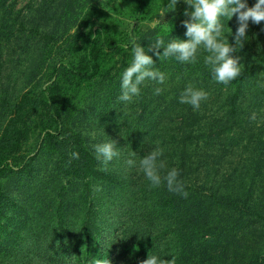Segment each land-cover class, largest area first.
I'll use <instances>...</instances> for the list:
<instances>
[{"label": "trees", "instance_id": "16d2710c", "mask_svg": "<svg viewBox=\"0 0 264 264\" xmlns=\"http://www.w3.org/2000/svg\"><path fill=\"white\" fill-rule=\"evenodd\" d=\"M82 2L28 0L22 6L21 0H0V264H142L153 254L166 264H264V183L260 185L264 181V88L257 86L264 74V21L250 22L248 39L237 53L242 57V74L227 86L213 79L203 56L196 64H185L160 61L149 53L167 79L163 85L145 81L142 95L118 116L119 131L125 134L121 142L129 145L130 155L114 159L117 166L107 165V171H102L92 146L103 140V134L93 140L84 126L75 125L74 100L83 88L85 93L95 89L89 104L96 111L103 109L99 117H108L109 107L113 115L122 102L101 91L120 87L121 74L131 60L130 37L145 47L155 35L166 42L186 39L184 21L190 17L184 14L188 8L184 0L174 10L168 7L169 0H126L115 17L133 20L129 33L119 30L113 16L86 29L73 31L68 21L61 27L65 18L78 11L75 3L83 6ZM254 3L249 0V6ZM154 21L158 24L153 29L149 23ZM225 23L235 32V17ZM51 39L56 44L70 39L71 45L64 51L67 59L52 67L47 85L38 89V59L44 64L50 61ZM28 56L37 59L22 64ZM189 85L208 92L199 110L180 103ZM156 87L162 88L159 95L154 93ZM253 112L256 121L250 120ZM86 121L90 123V118ZM39 132L45 134L42 154L57 157L80 189L78 199L66 193L57 205L51 200L54 208L45 210L46 222L53 218L48 227L39 220L28 224L35 206L9 188L14 177L32 179L31 183L36 178L27 176L35 158L24 151ZM156 147L164 150L165 171H180L187 198L169 192L163 184L151 188L138 167L125 164L132 152V159L139 161ZM242 149L252 155L231 162ZM71 152H78L79 159L69 163ZM51 182L56 179L45 180L46 189ZM97 185L107 193L104 202L120 201L121 212L100 203ZM9 218L28 224L27 237L20 228L9 231L3 224ZM74 227L75 246L64 245L66 229ZM106 230L118 233L114 241L104 244L101 237ZM29 236L32 240L25 247L22 238ZM43 249L46 254L41 259Z\"/></svg>", "mask_w": 264, "mask_h": 264}, {"label": "clouds", "instance_id": "9594fccd", "mask_svg": "<svg viewBox=\"0 0 264 264\" xmlns=\"http://www.w3.org/2000/svg\"><path fill=\"white\" fill-rule=\"evenodd\" d=\"M178 2L179 0H169L168 7L174 10ZM184 3L188 5L184 14L190 17L184 21L186 39L175 37L166 42L163 36L155 35L145 47L137 42L135 36L130 37L131 60L120 77L119 100L122 103H132L134 98H139L145 81L158 85L165 83L166 73L156 67L153 55L149 53H153L160 61L175 59L185 64H196L203 56V63L210 70L213 79L225 86L241 76L242 57L237 53L243 49L248 39L250 22L258 25L264 21V0H255L253 6H249V0H184ZM116 6L119 7V0ZM161 15L164 16V13ZM233 17L238 25L235 32L229 27V23H225ZM151 27L154 29L155 25ZM257 86L264 88V74H261ZM161 92L162 88H154L155 94L159 95ZM207 99L206 90L189 85L181 94L180 103L199 110L202 102ZM250 120H257L255 112L251 114ZM92 148L96 160L103 166L102 171H107V165L121 155L118 142L114 139L95 143ZM163 156L164 150L156 147L139 161L128 159L127 165L130 168L138 167L151 188H159L163 184L169 192L187 198L189 193L180 179V171L177 168L165 171L167 166ZM72 159H79V153L71 152L69 163ZM142 264H166V261L153 254L142 261Z\"/></svg>", "mask_w": 264, "mask_h": 264}, {"label": "rangeland", "instance_id": "374dc122", "mask_svg": "<svg viewBox=\"0 0 264 264\" xmlns=\"http://www.w3.org/2000/svg\"><path fill=\"white\" fill-rule=\"evenodd\" d=\"M28 0H21L20 5L24 6ZM83 6L80 3H75V8L79 7L78 11L74 14L72 17H67L65 18L60 24L62 27L66 21L69 22L70 28H72L73 31L77 29H86L92 26H97L98 24H103L105 22H108L111 20L110 16H113L114 20L113 23L116 25L118 24L119 30H125L129 33L130 29V24H132V19H129L128 17L121 18V19H116L115 14L117 13L116 10H118L123 3V6H126V0H119V7H117V0H83ZM19 5V6H20ZM150 26L152 25H157L158 23L156 21L150 22ZM72 31V32H73ZM65 36V35H64ZM68 38V35L65 36L64 39ZM63 39V40H64ZM63 40H59L56 44L54 39H51V45H50V50H49V59L50 61L46 64H44L40 59H38V67L41 71L38 70V75L35 80V86L41 89L40 86L45 87L47 85L48 80L50 79V73L52 72V67L55 64H59L62 61H65L67 58L64 54V51L70 47L71 41L70 39L66 40L63 43ZM34 54V53H33ZM37 56V53H36ZM25 58V57H23ZM22 58V59H23ZM36 57H31L28 56L22 61L24 63H30L32 64ZM7 59V58H6ZM26 60V61H25ZM110 60V59H109ZM110 62L114 65L115 61L110 60ZM6 67V65H5ZM7 68V67H6ZM49 69V70H48ZM23 70H26L25 68ZM20 76L22 74H19ZM95 88V87H92ZM115 89V92H111ZM85 88L82 89V92L80 95L77 97L74 102L76 104L73 105V110H72V116L74 118H71L73 121H75L76 126H84L88 134H90L93 137V140H96V137L99 136V132L103 134V140L104 136L106 135V140L114 139L117 142H121V139L125 137V134L122 131H119L121 129L120 125V120H119V115L127 108L129 103H121L122 105H118L117 108H114V114L111 115V109L112 107H109V109L106 111L108 113L105 116L99 117L103 109L101 108L99 111L94 110L93 106L89 104V97L95 92V89H91L90 92L85 93ZM101 92L105 94H109L110 96L114 95L119 99L121 88L120 87H114L110 89H103ZM92 97V96H91ZM134 101V100H133ZM122 108V110H121ZM111 115V116H110ZM90 118V123L86 121V118ZM108 135H110L108 137ZM45 134L43 133H36L35 136L32 138V140L26 145L25 147V154H27L28 157H33L35 158V162L33 163V166L29 169V175L33 178L34 181L31 183L30 181L26 182L25 179L21 181H17L14 177L11 180V185L9 188H12L14 193L19 194L21 192L22 196L26 197V201L30 203L31 205L35 206L36 213L31 218L29 221H27L28 224H33L36 223L35 221H45L44 225L47 227L50 225L51 221H53V218H50V222H46V215H45V210L49 211L50 209L54 208V204H58V202L62 201L61 198L68 193L69 197H72L74 195L77 199L80 196V189L78 186V181L75 179H72L69 175H67L66 170L58 164V158L57 157H48L42 154L41 151L43 148V140H44ZM103 140L101 142H103ZM104 140V141H106ZM121 155L120 157H123L124 155L127 156L130 155L128 151H126L129 148L128 144H119L118 145ZM133 154V152H132ZM132 154L129 159H132ZM252 155L249 149H242V150H237L235 153L234 159H231V162L234 161L236 162L237 160L242 159L244 156H249ZM127 164V163H125ZM117 166L116 163L113 161L109 164V166ZM53 177L56 179V182H51L48 183L49 187L46 189L44 186V182L46 179ZM249 178V176H246ZM264 179V176L261 177ZM69 183H68V182ZM62 183V184H61ZM105 184L104 182H102ZM264 181L260 184L262 185ZM41 184V186H40ZM259 185V186H260ZM63 186L65 189H63ZM264 186V185H263ZM99 190L98 197L101 199L100 203H105V207L108 209H113L116 210L117 212H121L122 210V205L116 202L115 199H112L110 203L104 202L108 201V196L103 188L102 185H97L96 186ZM57 192V193H55ZM58 193H62V195H59L57 197ZM97 195V194H96ZM54 199L55 203L51 204V200ZM99 203V204H100ZM100 206V205H98ZM73 214L75 212H72ZM11 216H14V213H10ZM26 216L23 215V218ZM27 223L23 221V219H16V220H10V218L7 221H4L3 224H7L9 227V231L17 230L20 228V233L24 234L27 237ZM110 228V227H109ZM68 232H65L64 234L67 235V240L66 243L73 244L75 246L76 244V238H77V230L76 228H67L66 229ZM53 230H50L52 232ZM109 231H112V229H109ZM108 230L104 231L102 237H101V242L104 244H107L109 242H112L115 240L116 235L118 233H110ZM33 236H29L28 238H22L23 245L26 244L32 240ZM46 241H48L49 237L48 235H45ZM44 241L43 245H47V242ZM49 244V243H48ZM258 244V243H257ZM256 244V245H257ZM256 247V246H255ZM113 248V245H112ZM264 249V247H263ZM46 254V249H43L41 254V259L42 256ZM40 262V261H38ZM42 263V261H41ZM43 264V263H42ZM45 264H49L48 262Z\"/></svg>", "mask_w": 264, "mask_h": 264}]
</instances>
